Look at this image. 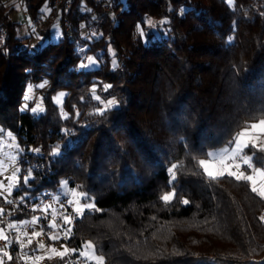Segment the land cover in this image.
<instances>
[{
  "label": "trees",
  "instance_id": "1",
  "mask_svg": "<svg viewBox=\"0 0 264 264\" xmlns=\"http://www.w3.org/2000/svg\"><path fill=\"white\" fill-rule=\"evenodd\" d=\"M100 1L110 10L94 0H0L2 134L11 132L24 149L22 135L33 133L48 155L57 143L62 151L47 179L29 182L31 194H55L62 180L82 186L78 192L100 211L77 218L69 242L81 249L91 241L104 264H264V200L246 181H210L198 164L245 123L264 118V0ZM20 9L35 32L24 31ZM56 23L62 38L52 41ZM92 32L96 37L86 39ZM31 37L37 42L28 48ZM86 56L97 65L79 68ZM46 65L52 74L40 93L44 112H22L27 86L40 81ZM104 84L112 87L104 91ZM60 92L67 94L68 119L53 99ZM113 97L119 107L89 115ZM64 128L73 135L65 137ZM244 154L264 169V152L249 146ZM173 163L176 194L191 201L187 206L174 198L166 207L159 199L171 191ZM20 181L14 197L28 191ZM64 263L65 257L42 261Z\"/></svg>",
  "mask_w": 264,
  "mask_h": 264
},
{
  "label": "snow or ice",
  "instance_id": "2",
  "mask_svg": "<svg viewBox=\"0 0 264 264\" xmlns=\"http://www.w3.org/2000/svg\"><path fill=\"white\" fill-rule=\"evenodd\" d=\"M228 4H232L233 0H226ZM19 8V5L16 6ZM26 10V9H25ZM47 11H51V9H47ZM41 12H44V9H41ZM264 15V13H261ZM95 19V17L93 18ZM147 25L153 29L157 28V24H155L151 19L146 21ZM167 23L165 20H161L159 22L160 29H163V26ZM28 26L32 27V20L29 18ZM85 25L81 24L80 28H84ZM137 30L141 36L144 35L143 29L140 25H137ZM32 31L35 32V28L32 27ZM93 37H96V33L92 32L89 37L86 39L91 40ZM58 39L62 38V33L58 34ZM43 39V38H41ZM85 49H80V52H84ZM113 53V57H114ZM86 62L84 60L78 65L79 68L88 69L97 65L98 61L93 56H86ZM118 62L115 58L112 59V68H117ZM48 84V81L45 80L43 83L33 86L29 84L27 86L26 94L23 99L25 101L24 105L20 109L23 111H30L33 114H41L44 112V109L37 104L34 107L29 108L28 101L33 99V96L30 95L34 91L35 88H44ZM112 85L104 84L103 90L107 91L110 89ZM91 94L93 98L97 101L100 100V97L96 95L95 86H93L91 90ZM67 95L64 92L58 93L57 97H54V101L58 104H62V98ZM83 99V98H82ZM75 107V106H74ZM119 107V101H117L114 97L112 99H108L106 103H103L102 107L98 108L95 112L89 113V115H99L104 116V114L113 109ZM60 115L62 119H68V113L64 112L62 107L60 111ZM80 117V112L77 110L75 113V120H78ZM4 130L0 128V133H3ZM62 132L65 137H69L73 135V130L69 128L62 129ZM252 134L249 139H245L246 136ZM8 137L12 140H15V137L11 132L6 133ZM251 146L254 149H257L260 152H264V118L257 119L256 122L253 123H245L244 126L237 132H235L230 140H228L227 144L218 151H208L206 156L208 159H200L198 164L202 166L203 173L210 181H217L224 176H229L234 178L237 181H246L250 182V190L255 193L261 200H264V184H261L259 187L257 186L254 176L260 175L264 176V170L256 168L252 163V156L245 155L244 149ZM15 155L10 157V163L12 165L11 174L6 176L5 179L8 181L7 184L4 183V180H0V198L3 199L4 204L12 205V211L5 213V209L0 207V240L4 241V245L0 248V264H6L5 257L7 261H12L13 256L9 253L7 249H9L12 244L15 242L19 245L20 251L16 254L17 261H24V264H29V261L38 262L44 259L43 255H36L37 252L43 250L45 255L48 256L49 259L52 258V255L58 256L61 260H64V257L69 253H77L79 252V256L75 264H80V257H84L85 261L95 260L96 264H104V255L96 254V245H94L91 241L85 242L81 249H69L65 245H61L63 248V252L58 251L57 248L52 247L51 245L46 246L43 240H37L38 237L47 236V238L51 241H58L61 238L67 240L72 234V222L75 218L83 216L84 212L87 210L89 213L93 211H100L96 208L95 203L90 195L85 192L79 193V198L76 199H68L67 205L72 207V211L68 212L67 207L64 203H61L62 196H71L73 198L77 197V189L82 188V186H76V188L69 189L68 181L62 180L60 182V191L57 193H48L41 192L35 196L31 194V186L29 181L34 179L33 176V168L28 167L26 169V174L23 176V186L27 188L28 191H24L23 195H21L18 199H10L12 196L13 190L20 192L21 181H20V173L21 167L18 162L21 157L25 155V150L20 148L18 144L14 145ZM29 152L34 153L36 155H40V148H29ZM62 154L61 145L59 143L51 146V151L49 156L52 158H56ZM209 160H220L224 167L227 169L221 170L219 172H213L209 166ZM26 163V161H25ZM51 163V160L49 161ZM247 165L250 170L249 173L244 171H240L241 165ZM39 167V165L37 166ZM179 166L175 163L171 165L168 169L170 173V179L168 181L169 186L171 187V191L165 192L162 194L159 199L163 202V204L167 207L171 205L172 200L175 198L177 203L187 206L191 203L189 199L179 198L176 194V189L174 187V183L176 181V170ZM235 169V170H234ZM8 171V165L4 164L2 160H0V175L3 172ZM45 197H50L51 202H45ZM80 199L83 200V203H80ZM23 204L25 208L30 207V211L32 213H41L42 215H33L31 219L25 220H11L7 221V217L12 216L16 211L22 209L19 208V205ZM59 204V209H57L54 205ZM59 218L60 223H57V219ZM155 219V217H153ZM261 222H264V215L259 217ZM41 220L47 221L46 225L41 224ZM45 227L49 229V231H45ZM28 229H31V233L29 234ZM10 232L16 233L15 237H11L9 235ZM25 237L27 238L25 241ZM36 240V247L31 249V255L29 252L25 251V248H28L33 244V241ZM66 264H71V262H66Z\"/></svg>",
  "mask_w": 264,
  "mask_h": 264
},
{
  "label": "built area",
  "instance_id": "3",
  "mask_svg": "<svg viewBox=\"0 0 264 264\" xmlns=\"http://www.w3.org/2000/svg\"><path fill=\"white\" fill-rule=\"evenodd\" d=\"M98 3H100V5L102 6L103 10L105 11H109L110 8L108 5H106L104 2H101L100 0H94ZM65 25H66V30L69 29V25L70 22L69 21H65ZM34 44V38L31 37L30 40L28 41V48H30L31 46H33ZM25 58H31V56L28 53H25ZM52 74L51 71V67L49 66H44V68L42 69L41 74L39 75V79L40 81H48V84L46 87H44V89L48 88V86L51 83L50 80V76ZM25 102L22 103V106L24 105ZM34 104V102H33ZM28 105H30L28 103ZM25 113H27V111H23ZM20 125V124H19ZM23 141H24V150H25V155L23 157L20 158V160L18 161L20 163V167H21V173L20 176H24L26 174V169L28 167H32L33 168V176L35 177L36 175L39 176L40 178L43 179H47L49 177V175L51 173H53L52 169H51V163L53 162V158L50 157L47 154L46 148L44 146L43 140L38 137L37 135L33 134V133H29V134H23L22 135ZM29 148H40L41 149V153L40 155H36L34 153H31L28 151ZM51 160V163H49V161ZM26 161V163H25ZM39 165V167H37ZM43 192H48V193H52L48 190L43 191ZM19 197H14L11 196L10 199H18ZM0 200L2 201V207L5 209V213L7 214V212L12 211L13 206L12 205H8V204H4L3 203V199L0 198ZM45 202H51V198L50 197H45ZM61 203H64L65 206L67 207L68 212H71L72 210L70 209V207L67 205V203L64 202V200L60 201ZM57 209H59V204H55L54 205ZM19 208L22 209V211L18 210L16 211L12 216L7 217V221H9L11 218L15 217L16 215H28V219H31V217L33 215H42L41 213L37 212V213H32L30 211V207L29 208H25L23 204L19 205ZM43 225L47 224V221L45 220H41L40 222ZM57 223H60L59 218L57 219ZM76 225V218L73 220L71 227L74 228ZM48 230L45 227V231ZM43 242L45 244H48L49 241L47 239V236H43ZM59 243L61 245H65L67 248L69 249H79V247L75 246V245H71L69 242V238L67 240L61 238L59 240ZM79 256V252L77 253H69L68 255L65 256V263L66 262H71V264H75L77 257ZM80 264H87V261H85L84 257H80Z\"/></svg>",
  "mask_w": 264,
  "mask_h": 264
},
{
  "label": "rangeland",
  "instance_id": "4",
  "mask_svg": "<svg viewBox=\"0 0 264 264\" xmlns=\"http://www.w3.org/2000/svg\"><path fill=\"white\" fill-rule=\"evenodd\" d=\"M14 1H17L19 4H21V0H13ZM46 13H48V11L46 10ZM18 14L20 15V17L24 16V11L22 9H20V11L17 13V16ZM28 27V26H27ZM26 27V28H27ZM26 32H28V30L26 29ZM59 34V29H58V24L56 23L54 26H53V35H52V41H57V36ZM35 42H37V38L34 39V44ZM44 81H38L36 85L38 84H41L43 83ZM50 86V85H49ZM48 86V87H49ZM47 89V88H46ZM44 88H35V90L33 91V93H31L30 95L33 96V99L28 101V103H32L31 105L32 106H36L37 104H39L41 107L42 106V98L40 96V93L41 91L43 90H46ZM27 90V88H26ZM26 90H25V93L24 95L26 94ZM23 95V97H24ZM64 98V97H63ZM63 98H62V102H63ZM25 102L24 99L21 100V103H20V109L22 108V103ZM34 102V104H33ZM56 103V102H55ZM57 104V103H56ZM58 105V104H57ZM103 104H101V107H102ZM60 111H61V107H62V104L61 105H58ZM63 109V108H62ZM64 111V110H63ZM65 112V111H64ZM17 144V141H16V138L15 140H12L10 137H8L7 135H3L2 133H0V160H2L4 162V164L8 165V171L7 172H3L2 175H0V180H4V183L7 184L8 181L5 179L6 176L10 175L11 174V170H12V165L10 163V157L14 156L16 153H15V148H14V145ZM217 151V150H215ZM206 160L208 159L205 158ZM209 166H210V169L213 171V172H219L221 171V168L220 166H218L214 161H211L209 160ZM23 177V176H22ZM30 182V181H29ZM68 188L69 189H72L73 187H71L69 184H68ZM59 191H60V188H59ZM62 198H65L66 200L68 199H76V198H79V192L77 191V197L73 198L71 196H62ZM80 203H82V199H80ZM0 204H2V201L0 200ZM71 209V208H70ZM72 210V209H71Z\"/></svg>",
  "mask_w": 264,
  "mask_h": 264
},
{
  "label": "crops",
  "instance_id": "5",
  "mask_svg": "<svg viewBox=\"0 0 264 264\" xmlns=\"http://www.w3.org/2000/svg\"><path fill=\"white\" fill-rule=\"evenodd\" d=\"M17 18L19 19V21H20V23L23 25V29H24V31L26 32V27L28 26V20H29V18H28V16L26 15V14H24V16H22V17H20V15L18 14V16H17ZM251 135L252 134H249L248 136H246L245 137V139L247 140V139H249L250 137H251ZM220 150V149H219ZM218 151V150H217ZM211 161H214L218 166H220V168H221V170H227L225 167H224V164L220 161V160H211ZM245 167H247V165H241V167H240V171H244V168ZM201 168H202V166H201ZM235 170V169H234ZM262 170H264V169H262ZM245 172V171H244ZM249 173V172H248ZM254 180H255V182H256V184H257V186L259 187L261 184H264V176H260V175H255L254 176ZM249 183V185H250V182H248ZM15 190V189H14ZM14 190H13V192H14ZM78 191V190H77ZM61 200H64V202L65 203H67V200L65 199V198H62L61 197ZM83 203V202H82ZM0 207H2V205H0ZM71 209H72V207L71 206H69ZM87 211V210H86ZM85 211V212H86ZM263 215H264V212H263ZM77 218H79V217H77ZM76 218V219H77ZM11 220H16V221H19L18 219H14V218H11L9 221H11ZM21 220H25V219H21ZM3 225H0V227H2ZM47 231H49V229L48 230H46V232ZM28 232H29V234L31 233V229H28ZM9 235L11 236V237H15V235H16V233H14V232H10L9 233ZM26 237H25V241H26ZM48 239V238H47ZM37 240H43V237H38L37 238ZM48 241H49V243L48 244H45L46 246H48V245H51L52 247H55V248H57V250L58 251H61V252H63V248H61V244L59 243V240L58 241H51V240H49L48 239ZM4 241H2V240H0V248H2L3 247V245H4ZM36 247V240H34L33 241V244L31 245V246H29L28 248H25V251H27V252H29V254L31 255V249L32 248H35ZM8 251H9V253L13 256V259H15L16 261H17V259H16V254L20 251V247H19V245L18 244H16L15 242L12 244V246L9 248V249H7ZM36 255H43L44 256V259L43 260H45V259H49L48 258V256H46L45 255V253H44V251L43 250H41V251H39V252H37L36 253ZM58 256H55V255H52V258L51 259H55V258H57ZM51 259H49V260H51ZM5 260H6V262H8L7 261V258L5 257ZM43 260H40V261H38V262H32V261H29V264H42V261ZM17 264H24V261L23 260H21V261H17ZM87 264H96V261L95 260H91V261H87Z\"/></svg>",
  "mask_w": 264,
  "mask_h": 264
}]
</instances>
